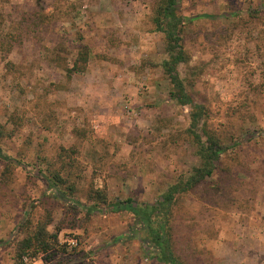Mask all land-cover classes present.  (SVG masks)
Returning <instances> with one entry per match:
<instances>
[{
  "label": "rangeland",
  "instance_id": "rangeland-1",
  "mask_svg": "<svg viewBox=\"0 0 264 264\" xmlns=\"http://www.w3.org/2000/svg\"><path fill=\"white\" fill-rule=\"evenodd\" d=\"M159 1L0 0V147L13 157H0V264H167L132 212L108 209L155 204L201 163L191 107L170 96ZM179 14L178 70L207 112L199 132L236 145L176 195L174 251L186 264H264V0H179ZM85 45V71L70 74ZM42 225L58 241L22 249Z\"/></svg>",
  "mask_w": 264,
  "mask_h": 264
},
{
  "label": "trees",
  "instance_id": "trees-1",
  "mask_svg": "<svg viewBox=\"0 0 264 264\" xmlns=\"http://www.w3.org/2000/svg\"><path fill=\"white\" fill-rule=\"evenodd\" d=\"M154 23L157 31L164 33L166 38V50L168 58L163 61V67L166 75L171 80L173 88L170 96L181 105H189L190 128L189 131L193 136L197 146L196 153L201 159L199 166L194 167L192 172L186 178L180 179L171 184L165 192L157 199L155 204L139 202L133 198L115 201L108 205L112 211L118 212L127 210L134 214L138 226L145 232V240L157 249L158 256L167 264H186L175 253L172 243L170 215L172 205L177 194L191 190L198 184L211 177L216 170V162L221 155L236 144H221L214 136L207 135L204 139L199 132L201 123L205 119L207 112L203 104L198 103L193 96L187 91L183 78L180 76L178 66L187 60L186 52L181 43L182 32L186 24L183 16L179 14V0H160L154 13ZM88 46H82L79 51V59L82 64L76 60L68 71L72 74L75 71H85L89 60ZM82 65V66H81ZM0 157L7 161H12L13 157L5 154L0 147ZM53 176L48 178L50 187L57 185V178ZM96 194L106 202V196L100 191ZM57 195L67 201H75L73 196L65 190L59 189ZM80 204V203H79ZM88 212L98 211V204H80ZM58 233H51L42 225L39 226L33 234L22 240V249L35 248L37 251H49L54 242L58 241Z\"/></svg>",
  "mask_w": 264,
  "mask_h": 264
},
{
  "label": "built area",
  "instance_id": "built-area-1",
  "mask_svg": "<svg viewBox=\"0 0 264 264\" xmlns=\"http://www.w3.org/2000/svg\"><path fill=\"white\" fill-rule=\"evenodd\" d=\"M67 241L70 243L71 247L77 245V240L74 238L67 239ZM28 261H29V257H26L25 262L23 264H26V262H28Z\"/></svg>",
  "mask_w": 264,
  "mask_h": 264
},
{
  "label": "crops",
  "instance_id": "crops-1",
  "mask_svg": "<svg viewBox=\"0 0 264 264\" xmlns=\"http://www.w3.org/2000/svg\"><path fill=\"white\" fill-rule=\"evenodd\" d=\"M38 261V260H37Z\"/></svg>",
  "mask_w": 264,
  "mask_h": 264
}]
</instances>
